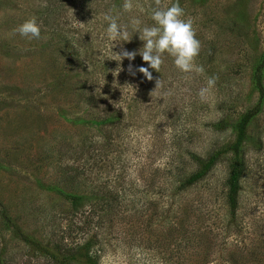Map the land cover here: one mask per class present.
<instances>
[{
  "label": "rangeland",
  "instance_id": "374dc122",
  "mask_svg": "<svg viewBox=\"0 0 264 264\" xmlns=\"http://www.w3.org/2000/svg\"><path fill=\"white\" fill-rule=\"evenodd\" d=\"M146 1L124 12L123 0H0V264H51L5 214L50 249L93 242L99 264H190L198 238L210 264L251 263L264 251V99L241 150L236 214L230 153L180 187L198 167L192 154L230 144L235 119L259 98L264 0H179L200 52L189 72L165 56L151 80L137 70L147 67L139 54L111 59L142 47L137 34L113 48L105 37L106 15L151 24ZM33 16L39 39L13 34ZM71 195L84 196L78 209Z\"/></svg>",
  "mask_w": 264,
  "mask_h": 264
},
{
  "label": "trees",
  "instance_id": "16d2710c",
  "mask_svg": "<svg viewBox=\"0 0 264 264\" xmlns=\"http://www.w3.org/2000/svg\"><path fill=\"white\" fill-rule=\"evenodd\" d=\"M159 3L161 4L160 0ZM156 4V0H147L145 7L148 12L150 6ZM263 62L258 64L255 69L254 82L256 90L259 93L258 100L248 108H246L234 121L235 137L233 141L227 146L220 148L210 154L208 157H201L197 154H192L193 159L197 162L198 167L195 172L190 174L181 184V189H188L191 186L203 180L213 167L217 164L222 156L226 153L231 154L230 170L227 178V203L230 213L235 215L239 206V194L241 189L240 180L245 171V162L242 155L243 145L252 137V124L254 119L260 113L262 102L264 99V81H263ZM96 98V97H95ZM97 100L94 99V101ZM96 103V102H94ZM217 128L224 130L227 128L225 121H221ZM71 204L74 208L78 209L80 202L84 199L82 195H71ZM7 222L13 226L14 230L18 233L19 237L27 244L29 251L35 256L39 255L49 260L51 264H99V248L95 249L91 241L72 242L71 244H55V249H50L40 243L38 240L26 234L22 228L15 223L7 214L4 215ZM195 243L196 246L201 248V251H194L193 254H200L199 260L192 259L190 264H210L209 256L211 252L207 247L209 245L199 238ZM246 248V245L243 246ZM247 249V248H246ZM256 253V258L250 263L249 260L240 259L233 255L234 264H264V251L260 248ZM248 253V249L246 250ZM246 256V255H245ZM243 256V257H245ZM7 264V261H2Z\"/></svg>",
  "mask_w": 264,
  "mask_h": 264
},
{
  "label": "clouds",
  "instance_id": "9594fccd",
  "mask_svg": "<svg viewBox=\"0 0 264 264\" xmlns=\"http://www.w3.org/2000/svg\"><path fill=\"white\" fill-rule=\"evenodd\" d=\"M133 7V0H123L124 12H130ZM147 15L152 21L151 24H144L138 17H133L127 25L119 24L116 17L109 15L104 17L107 21L105 37L112 48L120 42L130 41L133 34H137L139 40L143 42L139 49L116 52L117 56L111 59L119 62L127 58L132 61L139 54L142 60L147 62V67L141 66L137 70L149 80L152 79V72L149 69L159 72L165 56L171 58L173 65L181 72L192 71L194 60L200 52V41L195 36L193 20L186 17L179 0H170L168 5H161L159 0H156V4L150 6ZM13 34H19L29 40L39 39L41 27L33 16L17 25ZM132 74L135 75L134 72ZM212 84L214 80L209 79L208 85ZM206 90L202 89L201 94Z\"/></svg>",
  "mask_w": 264,
  "mask_h": 264
}]
</instances>
